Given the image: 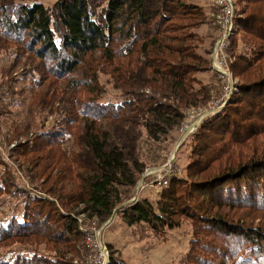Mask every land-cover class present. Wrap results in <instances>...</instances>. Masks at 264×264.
Masks as SVG:
<instances>
[{"label": "trees", "instance_id": "obj_1", "mask_svg": "<svg viewBox=\"0 0 264 264\" xmlns=\"http://www.w3.org/2000/svg\"><path fill=\"white\" fill-rule=\"evenodd\" d=\"M243 1L240 7L236 1L233 42L242 35L251 51L230 62L241 77L232 100L189 135L188 179L174 174L156 199L128 202L155 146L174 139L190 110L205 107L221 89L211 66L215 33H207L211 41L201 52L199 36L186 32L206 17L202 6L0 0L2 49L14 43L21 56L29 54L30 66L38 60L48 77L37 83L35 102L53 105L58 116L48 144L41 141L48 131L37 134L39 149L28 157L41 159L52 198L21 193L14 208L6 206L0 247L9 251L0 264H86L80 215L103 223L114 211L154 230L175 227L181 212L190 215L192 264H264V0ZM208 69L214 79L203 83L199 73ZM102 74L120 97L105 98ZM0 90L14 89L5 81ZM109 264L127 263L110 253Z\"/></svg>", "mask_w": 264, "mask_h": 264}, {"label": "rangeland", "instance_id": "obj_2", "mask_svg": "<svg viewBox=\"0 0 264 264\" xmlns=\"http://www.w3.org/2000/svg\"><path fill=\"white\" fill-rule=\"evenodd\" d=\"M38 1L43 2L46 6H51L57 0ZM189 1L201 5L206 14L205 18H202L198 23H192L195 25L186 30L190 35L196 34L199 36L195 43L198 44L199 48L202 46L200 49L202 52V49L209 47L211 41H209V35L207 33H215L216 38L213 47L220 35L218 16L220 10L215 0ZM236 1L239 7L245 5L243 0H232L234 7H236ZM238 30V24L234 22L227 47L229 69L231 60L234 61L237 54L251 51L249 43L243 42L242 35L238 37L239 42L234 47L233 41ZM2 40L0 37V84L5 81L11 82L14 90L10 93L8 91L2 93L0 90V220L4 219L5 216H10V211L7 214L5 213L8 211L6 206L9 205L11 208H14L18 202V196L21 193L30 199L41 196L52 198L49 195L48 189L46 190V177L49 175L42 173L40 166L37 165L41 159L38 158L30 163L28 157L33 152V149H39L38 141L40 140H34L36 135L48 131L44 137L45 139H41V141L48 142L49 132L53 128L55 119L58 118L56 114H53V105L48 107L43 104L42 107L41 103L37 105L35 102L33 94L37 88V83L39 82L40 84L43 76L45 78L48 77L38 69V60H34V65L30 66L31 61L27 59L29 54L24 53L21 56L22 53H18L17 46L13 45L14 43H12V49H2ZM16 55H19V57L16 58ZM211 72L208 69V72L199 73V77L203 83L210 82L214 79V74ZM232 75L236 83L239 84L241 77L237 76L233 71ZM215 76L223 80L221 89L216 92V95H218L228 84V80L226 81L217 72ZM101 82L106 88L105 98L115 100L120 97V92L113 89L111 84L106 82V76L103 74L101 75ZM232 96L233 94L225 102V106L221 110L232 100ZM56 106H59V104L57 103ZM196 117L197 115L190 110L188 118L184 120L182 127L176 133V137L167 142L158 143L155 146L154 151L150 154V160H147L149 166L145 169V171L150 169L152 173L143 178L145 171L143 172L128 202H131L134 197H148L151 200L156 199L162 190L160 189L159 182L164 179L162 176L168 172V168L173 171L168 177L177 174L182 179L183 177L186 180L188 179L186 166L191 160L193 141L192 139H188L190 134L186 135L187 137L185 136L182 142L180 140L186 130L185 124L191 123ZM68 137H62L61 143L65 140L64 144H67L66 139ZM32 140L35 142L34 145L24 146ZM47 142L46 144H48ZM43 147L50 148L49 146ZM141 179L143 180L141 181ZM80 216L84 234V245L87 248L86 256L90 252L87 243L90 234L88 232L96 226L103 228L101 232L104 236L101 237L108 247L109 252L127 264H192L186 260L190 248V241L194 237V225L190 215L181 212L177 216V219L180 220L178 225L173 228L166 227L157 230L152 229L146 223L130 225L115 211L103 223L97 218L89 219L85 215ZM41 248L44 250L45 246ZM7 250L9 251L8 248L0 247V257H3L8 252ZM24 250L30 251L33 248H25ZM12 251L14 253V250Z\"/></svg>", "mask_w": 264, "mask_h": 264}, {"label": "built area", "instance_id": "obj_3", "mask_svg": "<svg viewBox=\"0 0 264 264\" xmlns=\"http://www.w3.org/2000/svg\"><path fill=\"white\" fill-rule=\"evenodd\" d=\"M215 1L220 10V13L218 14L219 24H220V35L214 44L213 51L211 54L212 66L213 69L216 72H218L219 75L225 78L226 81L228 80V84L223 88V90H221L220 94L214 95L205 107L199 110L196 109L191 110V112L195 113L197 117L194 118V120L191 123L185 124L186 130L184 131V136L181 138L180 142H182V140L185 139L186 135L191 134L205 117L212 115L222 109V107L225 105V102L229 99L230 95L232 94V91L236 83V81L233 79L232 72L230 71L227 62V58L229 55L227 47L229 44V37L231 34V30L235 22L234 20L235 7L233 6L232 0H215ZM150 173H152L150 169H147L143 174V178L145 176H148ZM171 173H173L172 169L169 170L168 168V172L164 173V175L162 176L164 177V179L159 182L160 189L169 185L170 177H168V175H170ZM142 180L143 179H141V181ZM137 199L138 197H134L132 201ZM80 223L82 228L81 217H80ZM102 230L103 228L94 226L92 230L88 232L90 234L87 243L89 245L90 252L86 256V260H85L86 264H109L110 252L108 247L102 240L101 236H104V234L102 235L101 232ZM88 233H87V237H88Z\"/></svg>", "mask_w": 264, "mask_h": 264}, {"label": "water", "instance_id": "obj_4", "mask_svg": "<svg viewBox=\"0 0 264 264\" xmlns=\"http://www.w3.org/2000/svg\"><path fill=\"white\" fill-rule=\"evenodd\" d=\"M177 150V149H176Z\"/></svg>", "mask_w": 264, "mask_h": 264}]
</instances>
